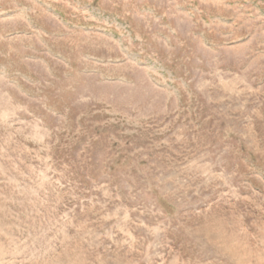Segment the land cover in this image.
<instances>
[{"label":"rangeland","instance_id":"obj_1","mask_svg":"<svg viewBox=\"0 0 264 264\" xmlns=\"http://www.w3.org/2000/svg\"><path fill=\"white\" fill-rule=\"evenodd\" d=\"M0 264H264V0H0Z\"/></svg>","mask_w":264,"mask_h":264}]
</instances>
